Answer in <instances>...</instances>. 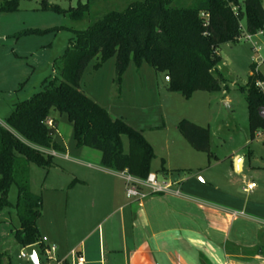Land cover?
<instances>
[{"label":"rangeland","instance_id":"1","mask_svg":"<svg viewBox=\"0 0 264 264\" xmlns=\"http://www.w3.org/2000/svg\"><path fill=\"white\" fill-rule=\"evenodd\" d=\"M133 1L139 0H99L91 18L98 19L108 10L123 9ZM194 2L177 0L175 5L192 6ZM45 3L58 6L64 12L44 10ZM87 3L88 0H18L17 11L0 13V124L6 123L18 104L30 100L46 86L60 82L63 61L77 39L76 31L85 30L89 25L88 21L73 22L70 11ZM242 27L244 33L239 41L225 43L219 48V71L222 74L219 91H198L186 99L181 93L169 90L165 73L144 62L140 69L133 63L129 65L119 94L115 83V58L100 67H96L97 60L91 62L81 88L113 118L123 119L131 127L143 131L155 151L153 173L161 176L163 165L172 168L188 166L192 169L183 171L186 176L213 175L223 178L226 183L231 180L240 193V200L245 202L251 198V204L264 213V132H257L255 138H251L246 93L242 91L253 68L264 77V31L249 34L246 20ZM248 35L253 36L251 40L247 39ZM50 118L57 128L55 141L65 152L73 159L96 164L92 158H80L67 116L52 111ZM183 120L209 130L208 152L196 151L184 138L179 129ZM124 142L128 151V139L125 138ZM239 159L244 161L240 175L236 169ZM29 169L31 192L43 202L38 227H53L63 243L78 212L96 210L100 205L107 209L110 205H106L109 195L105 190L100 193L86 189L76 194L79 188L74 190L75 178L92 172L82 163L53 157L50 169L34 163ZM249 182L258 187L254 194L243 190ZM18 195L14 184L9 192V201L13 205H16ZM80 199H84L82 209H79ZM19 228L16 208L0 212V252L5 253L11 264H33L29 258H21V254L27 252L15 238ZM55 258L61 260L62 257L58 254ZM39 260L41 264L48 263L44 253L39 254Z\"/></svg>","mask_w":264,"mask_h":264},{"label":"trees","instance_id":"2","mask_svg":"<svg viewBox=\"0 0 264 264\" xmlns=\"http://www.w3.org/2000/svg\"><path fill=\"white\" fill-rule=\"evenodd\" d=\"M99 0H88L70 11L73 22L88 21L85 30L76 31L77 39L67 51L59 83H52L18 104L14 113L0 124V212L16 208L20 228L17 242L24 248L37 246L43 253L38 222L43 202L30 189V169H50L53 157L39 148L61 152L47 125L52 111L66 115L73 127L77 148H90L101 154L104 168L147 179L152 172L155 151L143 131L136 130L111 114L81 88L88 66L96 67L115 58V83L121 93L123 76L131 63L140 69L144 62L169 78V90L190 99L195 92L221 90L219 48L234 43L246 31L256 35L264 29V0H195L192 6L175 5L177 0H139L123 9L108 10L100 18H91ZM44 10L64 12L58 6L43 5ZM18 10V0H0V13ZM249 76L242 91L246 93L251 138L264 132V95L257 87L264 77L256 72ZM179 129L198 152L210 150L208 129L183 120ZM128 139V151L124 139ZM18 188V201H9L13 185ZM5 253L0 252V264ZM202 264H207L201 259ZM65 264H69L65 261Z\"/></svg>","mask_w":264,"mask_h":264},{"label":"crops","instance_id":"3","mask_svg":"<svg viewBox=\"0 0 264 264\" xmlns=\"http://www.w3.org/2000/svg\"><path fill=\"white\" fill-rule=\"evenodd\" d=\"M77 149L80 158H92L98 166L73 159L65 150L52 157L82 163L92 171L75 178L76 194L105 190V204L110 205L86 212L80 199L82 211L70 224L65 243L53 227H38L41 237L56 245L61 260H71V251L78 249L86 264H202L201 259L207 264H264V213L251 198L242 202L231 180L186 176L183 171L192 167L163 165L161 175L181 181L182 196H153L140 205L127 199L125 182L101 165L100 153ZM236 169L239 175L243 172L242 159ZM234 212L240 216L233 218ZM4 264L11 263L4 258Z\"/></svg>","mask_w":264,"mask_h":264},{"label":"built area","instance_id":"4","mask_svg":"<svg viewBox=\"0 0 264 264\" xmlns=\"http://www.w3.org/2000/svg\"><path fill=\"white\" fill-rule=\"evenodd\" d=\"M263 31L264 29L260 32ZM252 37H253L252 35H248L247 39L251 40ZM257 87L264 95V82H258ZM47 125L50 128H54L53 120H48ZM259 135L260 137L262 136V134ZM39 149L41 152H43L46 155L56 156L55 151H51L43 148H39ZM117 176L120 177L126 184L127 199L134 201L140 205H142L147 199L153 196H175V197L182 196L181 181H177L175 179L168 178L163 175L160 176L158 173H151L147 179L137 178L135 176H132L127 171L118 172ZM256 188H257L256 183L251 182L248 183L243 190L247 193H250L254 191ZM239 216L240 213L238 212L232 213L233 218H237ZM40 244L43 245V253L48 257L47 264H65V261L67 260H57L55 258L57 256L56 245L50 244L46 238H43ZM38 255H39V250H38ZM21 258L27 259L29 258V256L27 253L24 252L21 254ZM70 258L71 260H68L69 264H86V259L84 255L78 249H74L71 251Z\"/></svg>","mask_w":264,"mask_h":264},{"label":"water","instance_id":"5","mask_svg":"<svg viewBox=\"0 0 264 264\" xmlns=\"http://www.w3.org/2000/svg\"><path fill=\"white\" fill-rule=\"evenodd\" d=\"M168 81H170V78H167ZM55 129L56 128H50L49 129V136L53 137L55 135ZM26 252L29 256V259L33 264H41L39 260L38 250L36 246H30L26 249Z\"/></svg>","mask_w":264,"mask_h":264}]
</instances>
